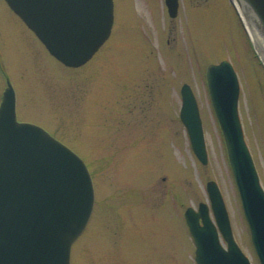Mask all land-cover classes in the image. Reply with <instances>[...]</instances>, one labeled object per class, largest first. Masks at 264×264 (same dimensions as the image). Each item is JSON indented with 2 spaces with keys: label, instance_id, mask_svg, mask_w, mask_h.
I'll return each instance as SVG.
<instances>
[{
  "label": "rangeland",
  "instance_id": "1",
  "mask_svg": "<svg viewBox=\"0 0 264 264\" xmlns=\"http://www.w3.org/2000/svg\"><path fill=\"white\" fill-rule=\"evenodd\" d=\"M114 0L109 39L69 67L0 0V103L9 80L17 118L46 129L86 163L95 189L91 218L70 264H197L184 212L210 205L215 181L234 237L252 264L251 241L206 69L229 61L239 79V116L264 188V62L231 0ZM196 95L208 163L180 119L181 88Z\"/></svg>",
  "mask_w": 264,
  "mask_h": 264
},
{
  "label": "water",
  "instance_id": "2",
  "mask_svg": "<svg viewBox=\"0 0 264 264\" xmlns=\"http://www.w3.org/2000/svg\"><path fill=\"white\" fill-rule=\"evenodd\" d=\"M6 1L69 67L91 60L112 32L114 0ZM251 2L264 21V0ZM165 3L170 17H177L180 1ZM206 77L252 243L264 264V189L239 116L238 75L224 60L210 64ZM181 96L180 119L194 153L207 164L203 121L191 85L183 84ZM207 191L210 206L201 202L198 210L189 207L185 212L197 264H252L235 240L217 182L209 181ZM94 203V184L84 160L43 127L18 120L16 93L7 80L0 103V264H70L72 245L87 227Z\"/></svg>",
  "mask_w": 264,
  "mask_h": 264
},
{
  "label": "bare ground",
  "instance_id": "3",
  "mask_svg": "<svg viewBox=\"0 0 264 264\" xmlns=\"http://www.w3.org/2000/svg\"><path fill=\"white\" fill-rule=\"evenodd\" d=\"M243 17L254 46L264 60V21L256 11L251 0H234Z\"/></svg>",
  "mask_w": 264,
  "mask_h": 264
}]
</instances>
